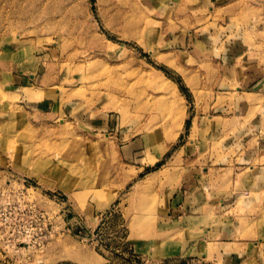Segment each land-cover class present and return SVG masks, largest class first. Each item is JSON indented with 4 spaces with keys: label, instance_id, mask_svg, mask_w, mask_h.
I'll list each match as a JSON object with an SVG mask.
<instances>
[{
    "label": "rangeland",
    "instance_id": "obj_1",
    "mask_svg": "<svg viewBox=\"0 0 264 264\" xmlns=\"http://www.w3.org/2000/svg\"><path fill=\"white\" fill-rule=\"evenodd\" d=\"M0 264H264V0H0Z\"/></svg>",
    "mask_w": 264,
    "mask_h": 264
},
{
    "label": "crops",
    "instance_id": "obj_2",
    "mask_svg": "<svg viewBox=\"0 0 264 264\" xmlns=\"http://www.w3.org/2000/svg\"><path fill=\"white\" fill-rule=\"evenodd\" d=\"M28 76H29L30 79H35V76H34L33 73H30ZM11 77H12V80L13 79L14 80L19 79V80L16 81V82H19V83H22L21 82V79L22 78L25 79V76L22 77L20 74L19 75H16V76H13L11 74ZM21 85L24 86L25 83L24 84H21ZM131 144H132V142H130V143L128 142V143H126L123 146V148L126 147V149H127L129 146H131ZM126 165H127L128 168L125 169V171H124V175H123L124 177H125V175H126V173H127L128 170L129 171L135 170L137 173L142 174L144 172V170L146 169V166H148V164L140 165L139 163H133V162H131V163L128 162V163H126ZM260 168H262V166H259V167L256 166L255 167V165L254 166L253 165H250V170L251 171L248 172V173L246 172L245 174H241L238 177V179L236 180V182L242 183L241 186L239 187V190L240 189L243 190V193H245V194L248 193V195H250V194L252 195V193L253 194H256V193L260 192L261 189L260 190H255V189H257L256 188L257 181L260 180V178H261V177H259L260 175L259 176L256 175V172L259 171ZM101 181H103V183L104 182L108 183V181L109 182L111 181V177L108 178L106 176V172H104L103 173V177L101 178ZM196 192L198 193L199 191L197 190ZM187 193L189 194V192H187ZM183 197H184V195L180 192V193L176 194V196L174 198V201L177 200V203H180L184 199ZM186 197H187V194L185 195V198ZM195 197H197V194H195ZM205 205H206L205 202H202V201L200 202L199 201V202H197V206H196L197 208L196 209H198V207H201V210H202L201 212H204L205 213V210L203 211V206H205ZM166 212L167 213L163 217L164 228L165 229L166 228H168V229L169 228H174V227L176 228L178 226V224L171 225V222H174V218L173 217L175 215V211H174V214H172L173 212H171L170 209L169 210L167 209ZM183 216H179V218H181ZM191 217H194V216H191ZM185 218H188V217L187 216L186 217H183V219H185ZM172 226H174V227H172ZM208 230L209 231L212 230L211 229V226H208L207 228H204V231H208Z\"/></svg>",
    "mask_w": 264,
    "mask_h": 264
}]
</instances>
